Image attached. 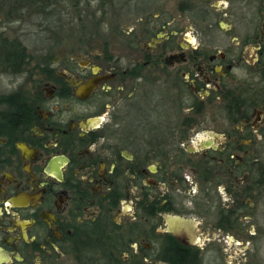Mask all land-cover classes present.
<instances>
[{
  "label": "flooded vegetation",
  "instance_id": "1",
  "mask_svg": "<svg viewBox=\"0 0 264 264\" xmlns=\"http://www.w3.org/2000/svg\"><path fill=\"white\" fill-rule=\"evenodd\" d=\"M210 15L193 41L149 21L0 90V264H164L165 247L225 263L235 237L256 259L264 0Z\"/></svg>",
  "mask_w": 264,
  "mask_h": 264
},
{
  "label": "rangeland",
  "instance_id": "2",
  "mask_svg": "<svg viewBox=\"0 0 264 264\" xmlns=\"http://www.w3.org/2000/svg\"><path fill=\"white\" fill-rule=\"evenodd\" d=\"M49 6L44 7L45 13H32L28 7L21 10L13 18L11 14L3 15L0 20V30L6 31L9 37L18 36L27 47L30 57L27 59L28 70L19 71L3 68L0 65V90L9 93L24 81H31V73L35 71L40 61H51L54 55L61 51L70 52L82 50L91 44L100 48L112 50L125 49L123 43L126 35L141 28L149 21L158 23L169 21V26L183 28L186 35L193 41L204 31L206 21H202L203 13L210 12L214 16L222 11L229 2L237 0H47ZM201 2H205L207 10L201 9ZM34 7H37L34 5ZM49 11H52L48 14ZM9 17V19H7ZM222 18V17H220ZM142 21V22H141ZM227 19H220L224 26ZM176 36H183V29L178 30ZM142 46L149 48V40L141 41ZM50 56L45 57V55ZM258 146L261 152L258 156L264 162V135L258 136ZM258 219H263L258 211ZM251 230V229H250ZM208 235V234H205ZM227 237V236H226ZM258 243V253L250 264H264V238L255 240ZM244 239L226 238L223 258L220 263L212 260L213 254L205 255L209 264H249L244 254ZM252 246V245H251ZM228 261L229 263H226ZM141 264H162L157 260L140 262Z\"/></svg>",
  "mask_w": 264,
  "mask_h": 264
},
{
  "label": "trees",
  "instance_id": "3",
  "mask_svg": "<svg viewBox=\"0 0 264 264\" xmlns=\"http://www.w3.org/2000/svg\"><path fill=\"white\" fill-rule=\"evenodd\" d=\"M110 1V0H109ZM47 0H0V20L5 14H11L10 18H13L16 14H19L22 9L31 7L32 11L29 13H45L44 7L49 6ZM36 5L37 7H34ZM52 11L48 14L51 15ZM9 19V17L7 18ZM48 53L45 57L48 58ZM30 57L27 47L23 44L22 40L18 36L9 37L6 31L0 30V65L3 68L19 71L24 70ZM9 94H2L0 97H11ZM161 259L164 264H194L191 260V253L189 250H183L180 248L165 247L161 250ZM196 264V263H195ZM198 264V263H197Z\"/></svg>",
  "mask_w": 264,
  "mask_h": 264
}]
</instances>
